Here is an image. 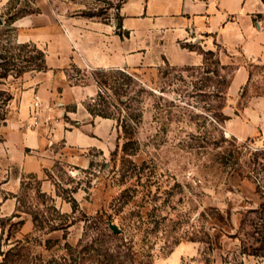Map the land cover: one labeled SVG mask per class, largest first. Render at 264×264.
<instances>
[{"label":"rangeland","instance_id":"obj_1","mask_svg":"<svg viewBox=\"0 0 264 264\" xmlns=\"http://www.w3.org/2000/svg\"><path fill=\"white\" fill-rule=\"evenodd\" d=\"M124 1L0 0V46L27 45L19 67L44 56L0 78V264H264V63L195 44V66L121 68L149 93L124 135L97 95L113 69L53 53ZM94 101L116 118L101 129Z\"/></svg>","mask_w":264,"mask_h":264},{"label":"crops","instance_id":"obj_2","mask_svg":"<svg viewBox=\"0 0 264 264\" xmlns=\"http://www.w3.org/2000/svg\"><path fill=\"white\" fill-rule=\"evenodd\" d=\"M259 15H264L261 0H125L116 24L80 18L75 22L85 27L84 40L77 38L81 32H73V46L62 43L53 53L60 64L70 61L79 68L139 67L149 57L153 63L165 59L172 66H195L200 62L197 44L206 50L219 46L264 63V20ZM16 24L26 28L29 20ZM29 98L27 93L25 100ZM99 120V129L110 121ZM63 137L70 144L74 135L67 132Z\"/></svg>","mask_w":264,"mask_h":264},{"label":"trees","instance_id":"obj_3","mask_svg":"<svg viewBox=\"0 0 264 264\" xmlns=\"http://www.w3.org/2000/svg\"><path fill=\"white\" fill-rule=\"evenodd\" d=\"M261 1L264 4V0ZM13 19L14 17H11L9 20L12 21ZM25 47H27L25 44H22L21 46H9V43L0 46V78L5 77L10 71H18L21 73L30 66H32L35 71H41L43 69L44 56L37 50H33V52H36V56L30 57L28 60L24 61L25 65L18 66V61L21 55L20 53H14L13 50H22ZM37 60H41V63L37 64ZM111 72L112 79L109 78L108 71H98L97 85L100 88V93L97 95L98 98L107 105L105 97L103 96L104 93L102 88L111 92V95L108 94L107 97L113 96L116 99L117 106L120 109L119 114L124 112V114H121L117 119L118 125L122 129L124 135L131 136L134 134L135 128L140 123L139 121L142 115L140 107H138L141 103L139 96L148 93V91L145 89L137 74L120 69H113ZM6 99V101H9L11 97L8 96ZM97 106L98 103L96 101H94L93 105L88 106L89 113L92 116H99L105 119H116L115 115L109 112L108 106L102 109ZM3 119V117L0 118V120ZM130 144L131 142H127L124 145L123 150L125 152Z\"/></svg>","mask_w":264,"mask_h":264},{"label":"built area","instance_id":"obj_4","mask_svg":"<svg viewBox=\"0 0 264 264\" xmlns=\"http://www.w3.org/2000/svg\"><path fill=\"white\" fill-rule=\"evenodd\" d=\"M35 106H38V104L36 103Z\"/></svg>","mask_w":264,"mask_h":264}]
</instances>
